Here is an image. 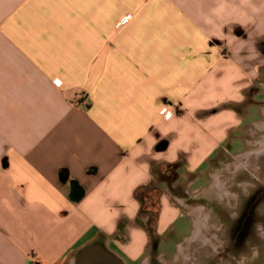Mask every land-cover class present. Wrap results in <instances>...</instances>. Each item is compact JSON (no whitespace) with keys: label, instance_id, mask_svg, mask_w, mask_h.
I'll return each instance as SVG.
<instances>
[{"label":"crops","instance_id":"obj_1","mask_svg":"<svg viewBox=\"0 0 264 264\" xmlns=\"http://www.w3.org/2000/svg\"><path fill=\"white\" fill-rule=\"evenodd\" d=\"M250 98L264 0H0V264H138L135 192L164 173L165 240L168 166L250 156Z\"/></svg>","mask_w":264,"mask_h":264},{"label":"rangeland","instance_id":"obj_2","mask_svg":"<svg viewBox=\"0 0 264 264\" xmlns=\"http://www.w3.org/2000/svg\"><path fill=\"white\" fill-rule=\"evenodd\" d=\"M248 102L253 111L264 108ZM253 120L245 132L252 141L247 158L222 160L202 173L168 172L178 208L166 239H150L138 264H264V117Z\"/></svg>","mask_w":264,"mask_h":264},{"label":"trees","instance_id":"obj_3","mask_svg":"<svg viewBox=\"0 0 264 264\" xmlns=\"http://www.w3.org/2000/svg\"><path fill=\"white\" fill-rule=\"evenodd\" d=\"M177 166H168L167 172L173 173ZM171 177H168V181ZM162 173L156 181H152L148 186L141 187L135 192V198L140 203V216L147 217L145 230L151 240L157 239L156 224L159 216V201L161 188L159 182L165 181Z\"/></svg>","mask_w":264,"mask_h":264},{"label":"water","instance_id":"obj_4","mask_svg":"<svg viewBox=\"0 0 264 264\" xmlns=\"http://www.w3.org/2000/svg\"><path fill=\"white\" fill-rule=\"evenodd\" d=\"M95 264H122V262L117 257L109 255L103 257L100 261L96 262Z\"/></svg>","mask_w":264,"mask_h":264},{"label":"built area","instance_id":"obj_5","mask_svg":"<svg viewBox=\"0 0 264 264\" xmlns=\"http://www.w3.org/2000/svg\"><path fill=\"white\" fill-rule=\"evenodd\" d=\"M55 84H56V85H59L58 82H55ZM166 116L169 117V116H170V112H167V113H166Z\"/></svg>","mask_w":264,"mask_h":264}]
</instances>
